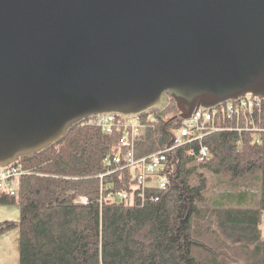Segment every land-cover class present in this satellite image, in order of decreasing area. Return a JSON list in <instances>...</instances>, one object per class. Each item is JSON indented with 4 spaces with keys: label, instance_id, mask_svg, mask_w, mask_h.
Listing matches in <instances>:
<instances>
[{
    "label": "water",
    "instance_id": "95a60500",
    "mask_svg": "<svg viewBox=\"0 0 264 264\" xmlns=\"http://www.w3.org/2000/svg\"><path fill=\"white\" fill-rule=\"evenodd\" d=\"M246 96L264 100V0H0V168L90 118Z\"/></svg>",
    "mask_w": 264,
    "mask_h": 264
},
{
    "label": "trees",
    "instance_id": "16d2710c",
    "mask_svg": "<svg viewBox=\"0 0 264 264\" xmlns=\"http://www.w3.org/2000/svg\"><path fill=\"white\" fill-rule=\"evenodd\" d=\"M152 114L156 123L132 146L136 161L165 151L181 124L172 102ZM260 118L255 125L264 127V112ZM211 125L165 154L164 190L138 187L136 168L105 166L124 152L116 135L73 128L21 159L17 194L0 193V206L16 205L18 220L0 222V236L17 229L18 264H264V141L237 132L242 121L214 117ZM201 148L208 153L199 161ZM206 174L236 195L211 197Z\"/></svg>",
    "mask_w": 264,
    "mask_h": 264
},
{
    "label": "built area",
    "instance_id": "2783aa9c",
    "mask_svg": "<svg viewBox=\"0 0 264 264\" xmlns=\"http://www.w3.org/2000/svg\"><path fill=\"white\" fill-rule=\"evenodd\" d=\"M264 112V100L245 97L237 102H229L211 111L198 110L194 112L191 119L182 121L180 126L172 133L170 145L165 151L158 152L141 160H134L132 155V146L140 138L141 131L148 125H154L156 118L153 115H146L141 118L123 119L115 116H104L92 118L79 124V126H94L107 135H116L119 138V144L125 147L121 156L105 160V166L111 167H129L136 168V183L140 188L156 187L158 190H164L167 183L166 176V156L165 154L173 149L181 147L190 142L201 139L214 131L211 125L213 118L242 121L244 127L237 132L246 130L257 135V139L264 141V127H257L255 123L262 122L260 116ZM207 150L201 148L198 152V160L202 161L207 156ZM25 175L22 165L17 162L13 165L0 169V192L9 196L16 193V185L22 176ZM101 178V177H100ZM118 198L125 199L126 195L119 194ZM85 204L84 199L79 200Z\"/></svg>",
    "mask_w": 264,
    "mask_h": 264
},
{
    "label": "rangeland",
    "instance_id": "374dc122",
    "mask_svg": "<svg viewBox=\"0 0 264 264\" xmlns=\"http://www.w3.org/2000/svg\"><path fill=\"white\" fill-rule=\"evenodd\" d=\"M208 187H209V195L211 197H219L225 196V194H233L236 195L232 190L225 189L223 185L219 184L216 179L206 174ZM220 202L225 203L227 200H219ZM241 206L250 207L249 202L243 203ZM18 208L16 205L10 204L9 206H0V222L5 220L16 221L18 220ZM15 218V219H12ZM261 236L264 239V212L261 217ZM0 258L3 259L4 264H18V232L17 229H13L7 232L4 235L0 236Z\"/></svg>",
    "mask_w": 264,
    "mask_h": 264
},
{
    "label": "crops",
    "instance_id": "0c3cea01",
    "mask_svg": "<svg viewBox=\"0 0 264 264\" xmlns=\"http://www.w3.org/2000/svg\"><path fill=\"white\" fill-rule=\"evenodd\" d=\"M12 219H15V218H12ZM261 235H262V234H261ZM0 264H4L2 258H0Z\"/></svg>",
    "mask_w": 264,
    "mask_h": 264
}]
</instances>
